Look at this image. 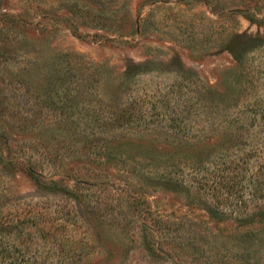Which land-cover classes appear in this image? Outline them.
<instances>
[{
  "label": "rangeland",
  "instance_id": "1",
  "mask_svg": "<svg viewBox=\"0 0 264 264\" xmlns=\"http://www.w3.org/2000/svg\"><path fill=\"white\" fill-rule=\"evenodd\" d=\"M0 15L14 17L0 19V154L21 166L24 148L59 189L0 163V264H264L260 192L247 219H218L145 174L246 154L264 174V0H0ZM135 102L142 123L190 117L188 140L108 134L112 108ZM108 135L116 157L99 162Z\"/></svg>",
  "mask_w": 264,
  "mask_h": 264
},
{
  "label": "trees",
  "instance_id": "2",
  "mask_svg": "<svg viewBox=\"0 0 264 264\" xmlns=\"http://www.w3.org/2000/svg\"><path fill=\"white\" fill-rule=\"evenodd\" d=\"M7 17H10L11 20L12 18L14 19V17L8 15H0V19H4ZM234 57L237 58V55L234 54ZM131 70L135 71L136 69L133 68L128 70L127 72ZM66 77L67 79H63L62 75L52 77V80L57 82L54 84L53 89L55 90V92H57V94L65 91L69 92V90L71 89L69 75H67ZM62 95L65 96V93H63ZM135 105L136 102L131 104L125 103L124 105L112 108L109 123H107L108 134H112V130H119L120 133H123V135L128 134L139 137L141 134H143V132L141 131L146 130L144 132L149 131L150 133H153V130L160 129L161 135L168 134L167 130H169L170 134L174 132L175 135L180 136L179 138L181 141L188 140L186 136L193 126V120H191L190 117L188 118V120H183L182 115H176V113H172V117H174L170 122H166L164 121V119L155 120L145 118L144 123H142V115H139V113L136 114L134 112ZM192 111L193 110H187L186 113ZM175 116L177 117L175 118ZM16 120L20 121L23 125H26L27 123V120L22 119L19 116H16ZM39 121L43 122L44 119H39ZM155 122H157L156 125ZM168 123L169 127H163ZM228 128L230 130L236 131L233 126H228ZM114 138H116L114 135H108L107 143L95 147L96 150H98L97 154H95L98 158L96 160H98L99 162L103 159H105L106 161H112V159L116 157V154L114 156L112 150L114 149V146H111L112 142L115 141ZM189 142L192 141L190 140ZM8 145H10V140L3 132L0 134V147L1 149H9ZM24 150L25 149L23 148L21 154V158L25 157L24 159H22L24 161L23 165L20 166V164H22L23 162H18L14 158H4L3 155L0 154L1 165L8 169H15L18 166L25 175L35 181L36 184L40 185V188H42L41 190H47L50 192L59 190L58 187H56V182L54 184H47L39 180L37 173H35L33 167L29 165L30 156L27 157ZM106 154L107 157H105ZM128 159L130 158H127V160ZM218 159L219 156L215 157L212 163H209L204 159L194 156L192 158L190 157V159H185L183 161V164L180 160V165H176L175 162L171 160L169 164L170 167L164 168L161 171L159 169H152L151 171H145V174H152V172L155 171L153 174L164 181L166 185L177 186V184H179L184 186L187 193H192L191 196L195 197L197 202L199 201L201 205L205 204L204 206H207V212L210 213L213 217L219 219V217L223 216L224 214H228L238 219H247L250 216V210L246 198L253 197L255 195V192L258 194L260 192V194L264 197V174L259 173L260 177H255L254 174L249 175L248 169H246L250 160L249 154L244 155V158H242L241 161L237 160V157L230 161H227L223 158V162L220 166L218 165V163H216ZM122 162H124V160ZM243 181L247 183L244 184ZM248 184H252V186L250 187L248 186ZM262 206L263 207H260L258 209L260 211L258 215L264 219V205ZM3 223V225L7 226V228L11 224V222L9 223L6 221H4ZM14 227L12 226L13 229Z\"/></svg>",
  "mask_w": 264,
  "mask_h": 264
}]
</instances>
